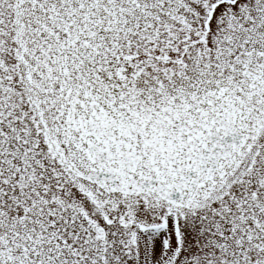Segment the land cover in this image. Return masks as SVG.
I'll return each mask as SVG.
<instances>
[{
  "label": "snow or ice",
  "instance_id": "6c2138e0",
  "mask_svg": "<svg viewBox=\"0 0 264 264\" xmlns=\"http://www.w3.org/2000/svg\"><path fill=\"white\" fill-rule=\"evenodd\" d=\"M0 264H264V0H0Z\"/></svg>",
  "mask_w": 264,
  "mask_h": 264
}]
</instances>
